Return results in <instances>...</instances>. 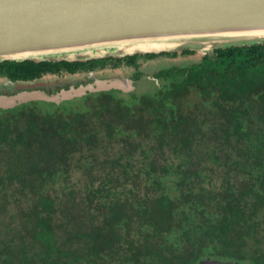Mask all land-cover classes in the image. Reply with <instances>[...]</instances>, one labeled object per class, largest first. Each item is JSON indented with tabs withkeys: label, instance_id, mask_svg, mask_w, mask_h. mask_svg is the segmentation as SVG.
I'll use <instances>...</instances> for the list:
<instances>
[{
	"label": "trees",
	"instance_id": "obj_1",
	"mask_svg": "<svg viewBox=\"0 0 264 264\" xmlns=\"http://www.w3.org/2000/svg\"><path fill=\"white\" fill-rule=\"evenodd\" d=\"M137 56L193 60L129 102L110 91L0 110V264H264V44L4 60L0 92H53Z\"/></svg>",
	"mask_w": 264,
	"mask_h": 264
},
{
	"label": "water",
	"instance_id": "obj_2",
	"mask_svg": "<svg viewBox=\"0 0 264 264\" xmlns=\"http://www.w3.org/2000/svg\"><path fill=\"white\" fill-rule=\"evenodd\" d=\"M264 44V0H0V62L86 61L138 53L206 54ZM0 92V110L59 105L99 93H135L131 77ZM198 264H239L205 258Z\"/></svg>",
	"mask_w": 264,
	"mask_h": 264
},
{
	"label": "rangeland",
	"instance_id": "obj_3",
	"mask_svg": "<svg viewBox=\"0 0 264 264\" xmlns=\"http://www.w3.org/2000/svg\"><path fill=\"white\" fill-rule=\"evenodd\" d=\"M142 60V59H140ZM193 60L192 57H184V56H176V57H168V56H161L156 58H151V60L148 61H137V69L134 67H128V66H120L117 68H112L107 65L104 69H99L96 72L93 73L96 77L101 78H107L111 76H119L124 77L128 76L131 77L133 74L139 73V77L135 79L136 84V94H148L152 93L155 86H156V80L153 78V73L164 68L168 67L170 65L174 64H185L188 61ZM90 75V74H89ZM86 74H83V76H76L73 78L74 83L79 82H88L92 80V77L90 76L88 79H85L84 77ZM55 77H46L45 80H54ZM90 79V80H89ZM8 81L4 77H0V91L4 88L8 87ZM5 93V92H4ZM115 95L120 97L121 99H124L125 101L129 102L132 100V97L129 93H118L114 92Z\"/></svg>",
	"mask_w": 264,
	"mask_h": 264
},
{
	"label": "flooded vegetation",
	"instance_id": "obj_4",
	"mask_svg": "<svg viewBox=\"0 0 264 264\" xmlns=\"http://www.w3.org/2000/svg\"><path fill=\"white\" fill-rule=\"evenodd\" d=\"M138 54H141V53H138ZM133 55V54H132ZM137 55V54H136ZM124 57H126V56H123V57H119V58H121L120 60H116V59H109V60H105V61H129V60H126L127 58H125V59H123ZM138 57V56H137ZM104 58V57H103ZM116 58H118V57H116ZM100 59V58H99ZM140 59H142V60H140ZM148 61V60H151L150 58H144V57H138L135 61ZM120 67V66H119ZM131 78H133L134 80H135V77H134V74H133V76H131ZM118 93H122V92H118Z\"/></svg>",
	"mask_w": 264,
	"mask_h": 264
}]
</instances>
